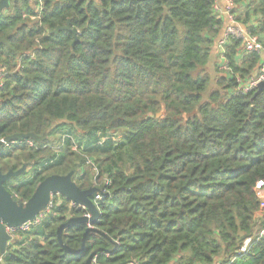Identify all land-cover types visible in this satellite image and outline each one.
Returning <instances> with one entry per match:
<instances>
[{
    "label": "trees",
    "instance_id": "1",
    "mask_svg": "<svg viewBox=\"0 0 264 264\" xmlns=\"http://www.w3.org/2000/svg\"><path fill=\"white\" fill-rule=\"evenodd\" d=\"M233 3L264 50V0ZM216 4L12 0L0 14V141L34 136L0 146L2 173L29 174L6 190L26 203L72 173L103 196L83 252L58 230L90 212L54 195L0 264H264V91L242 89L264 54L233 39L210 72L227 26ZM68 22L77 42L51 34ZM87 229L64 230V244L80 251Z\"/></svg>",
    "mask_w": 264,
    "mask_h": 264
},
{
    "label": "water",
    "instance_id": "2",
    "mask_svg": "<svg viewBox=\"0 0 264 264\" xmlns=\"http://www.w3.org/2000/svg\"><path fill=\"white\" fill-rule=\"evenodd\" d=\"M10 1L11 0H0V13H2L5 9L9 8ZM61 31L72 32L76 37V42L78 41L77 37L79 32L78 30H73L70 28V22H68L67 26L60 27L56 31L51 32V34H57ZM263 91L264 82H261L257 87V93L255 97L259 96ZM160 116L161 114L158 115V117ZM33 137L34 136L32 134L13 135L4 139L3 141H0V146L15 141L28 140ZM25 171L26 167H23L17 172L10 171L6 174L2 173V171L0 170V248L5 249L8 242L10 241L11 236L8 233V229H20L24 225L35 221L41 215V213L47 210L50 205L52 196L61 195L73 202L74 204L85 206L91 214V217L83 216L71 218L58 230V241L66 252H83L86 246L89 233H99V231L95 227V224L99 220L100 212L92 199L94 195H96L98 190L96 188H91L89 190L80 189L78 185L73 181L72 173L66 176L53 175L45 179L38 186L34 195L30 198L28 202L17 204L13 200L9 192L6 190L4 185L10 182L13 178L19 177ZM79 224L87 225L88 229L83 236L82 247L80 251L74 252L64 244L62 234L64 230Z\"/></svg>",
    "mask_w": 264,
    "mask_h": 264
},
{
    "label": "built area",
    "instance_id": "3",
    "mask_svg": "<svg viewBox=\"0 0 264 264\" xmlns=\"http://www.w3.org/2000/svg\"><path fill=\"white\" fill-rule=\"evenodd\" d=\"M235 8V5L233 3V0H225V5L223 7H220L218 4L215 6L216 12H218L226 21L227 26L223 32V34L220 36V38L217 41V50L219 54L224 53L226 46L230 44V41L233 39H238L242 41L243 49L246 53L252 54V53H258V54H264L263 46L258 40V38L254 35H252L248 28L241 25L233 12ZM5 71L0 69V87L3 85L4 78H5ZM264 82V67L260 71V74L256 77L250 78L249 81L243 85L242 89H244L245 92H249L253 89H256L259 85V83ZM94 171L98 172V169L94 166ZM109 184V183H108ZM103 196L101 194H97L95 201L102 200ZM78 204H73V206H77ZM50 206V205H49ZM84 210H87L85 206L79 205ZM48 210V209H47ZM44 213H41V215L33 222H30L26 225H24L21 230L29 228L30 225H32L34 222L38 221L39 218L43 216ZM86 216L91 217V214H87ZM17 230V229H16ZM15 229H8L12 233L16 231ZM9 233V234H12ZM251 240H247L245 245L241 249V254H246L248 252L249 246L251 245Z\"/></svg>",
    "mask_w": 264,
    "mask_h": 264
},
{
    "label": "rangeland",
    "instance_id": "4",
    "mask_svg": "<svg viewBox=\"0 0 264 264\" xmlns=\"http://www.w3.org/2000/svg\"><path fill=\"white\" fill-rule=\"evenodd\" d=\"M34 4H35V3H34ZM4 12H5V14H9V9H6V11H4ZM32 20H33V19H32ZM240 24L243 25L242 23H240ZM215 48H216V47H215ZM216 49H217V48H216ZM218 55H219V54L215 52V59L213 60L212 67L210 68V70H211L210 72H211V73H215V66L220 65V67H221V66L223 65L222 58H220ZM222 68L224 69V67H221V69H222ZM220 73L224 74L223 70H221ZM119 137H121V134H117V135H115V138H119ZM28 175H29V174H27L26 176H21V177H19V178H14V179L12 180V182H13V183L18 182V181H20V180H22V179H24V178H27ZM261 197H262V199H264V193L261 194ZM9 233H12V232L9 231ZM13 234H14V233L10 234V236H11L10 241H11L12 238H13ZM10 241H9V242H10Z\"/></svg>",
    "mask_w": 264,
    "mask_h": 264
},
{
    "label": "crops",
    "instance_id": "5",
    "mask_svg": "<svg viewBox=\"0 0 264 264\" xmlns=\"http://www.w3.org/2000/svg\"><path fill=\"white\" fill-rule=\"evenodd\" d=\"M216 3L220 6L223 7L225 5V0H216ZM217 48V47H216ZM215 48V52L218 53V50Z\"/></svg>",
    "mask_w": 264,
    "mask_h": 264
},
{
    "label": "flooded vegetation",
    "instance_id": "6",
    "mask_svg": "<svg viewBox=\"0 0 264 264\" xmlns=\"http://www.w3.org/2000/svg\"><path fill=\"white\" fill-rule=\"evenodd\" d=\"M11 1H12V0H11ZM11 1H10V4H11ZM10 4H9V6H10ZM4 11H6V9H5ZM4 11H3L2 13H5ZM0 14H1V13H0ZM1 43H2V44H6V41H0V44H1Z\"/></svg>",
    "mask_w": 264,
    "mask_h": 264
}]
</instances>
